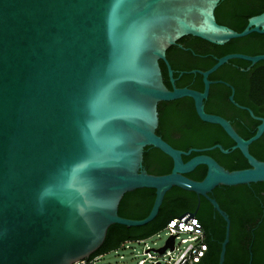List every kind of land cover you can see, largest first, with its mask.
Listing matches in <instances>:
<instances>
[{
	"label": "water",
	"instance_id": "95a60500",
	"mask_svg": "<svg viewBox=\"0 0 264 264\" xmlns=\"http://www.w3.org/2000/svg\"><path fill=\"white\" fill-rule=\"evenodd\" d=\"M218 1L0 0V264H70L87 257L109 224L149 221L171 186L194 192L196 206L203 196L223 219L216 264L222 263L229 219L208 193L216 185L264 182V160L248 151L264 117L235 102L228 82L207 74L232 57L247 60L240 70L248 69L264 53L227 52L205 69L176 70L199 73L200 90L175 86L165 58L184 35L222 44L264 33V10L234 30L215 20ZM213 82L229 86V101L258 120L251 135L242 137L227 118L204 110ZM181 96L191 98L199 119L221 127L233 141L229 148L181 149L155 132L157 102ZM145 145L170 157L168 172L142 167ZM213 147L222 153L237 148L247 166L227 169L204 152L181 158ZM197 164L205 166L203 176H186ZM138 187L154 189L147 213L118 215L121 195Z\"/></svg>",
	"mask_w": 264,
	"mask_h": 264
},
{
	"label": "trees",
	"instance_id": "16d2710c",
	"mask_svg": "<svg viewBox=\"0 0 264 264\" xmlns=\"http://www.w3.org/2000/svg\"><path fill=\"white\" fill-rule=\"evenodd\" d=\"M264 10V0H219L213 9L215 20L234 30H240L249 15ZM186 47V48H185ZM227 52H243L247 54L264 53V33L251 31L239 37L228 39L222 44H214L202 38L184 35L176 40V44L168 46L165 58L173 69L175 85H187L195 89L202 88L199 73L176 70L190 68L205 69L214 61V57ZM162 80L167 87L170 83L166 67L162 60L158 61ZM247 60L232 57L207 74L209 79H221L233 87L232 97L238 104L245 105L251 111L264 117V59L255 61L248 69ZM229 86L223 82H213L208 86L207 97L203 108L207 112L219 114L227 118L235 131L242 137L252 134L258 123L246 109L240 108L227 98ZM157 125L155 132L174 147L187 149L189 146L219 143L228 147L233 141L216 123L202 121L194 111L190 97L181 96L171 100H160L156 104ZM176 133V137L173 136ZM248 151L258 159L264 160V130L248 144ZM181 155L182 160L195 154ZM204 153L212 156L227 169L247 166L245 158L237 148L222 153L213 147ZM142 167L151 173H165L171 167V159L153 146L145 145L142 151ZM205 172L203 164L195 165L185 175L200 179ZM224 210L229 219L228 239L225 243L221 264H264V218L259 221V198L264 201V182L255 181L247 184L216 185L208 193ZM154 196L151 187H138L125 191L117 204V214L124 217L140 218L144 216ZM199 211L194 215L201 225L206 248L196 264H216L220 241L223 238L224 221L219 214L213 212L209 202L199 196ZM196 205L194 192L171 186L161 199L156 214L140 225L125 226L111 223L107 226L103 241L94 253L106 251L116 246L124 238L145 237L161 229L168 218L177 216ZM212 213L214 216L212 217Z\"/></svg>",
	"mask_w": 264,
	"mask_h": 264
},
{
	"label": "built area",
	"instance_id": "2783aa9c",
	"mask_svg": "<svg viewBox=\"0 0 264 264\" xmlns=\"http://www.w3.org/2000/svg\"><path fill=\"white\" fill-rule=\"evenodd\" d=\"M159 230H164L166 234L163 243L157 247L145 246L141 251L142 254H145L151 260V264H196L206 248L201 225L194 215L190 216L184 213L170 217ZM170 235L173 236L171 247L166 244V240ZM142 240H144V237L124 238L116 246L108 250L116 252L120 247L129 248L132 242L138 243ZM164 244H166L164 249L159 251L158 248ZM106 251L93 252L87 257L72 261L70 264H106V262L99 259ZM137 261L142 263L144 257L139 258ZM119 264L124 263L121 261Z\"/></svg>",
	"mask_w": 264,
	"mask_h": 264
},
{
	"label": "rangeland",
	"instance_id": "374dc122",
	"mask_svg": "<svg viewBox=\"0 0 264 264\" xmlns=\"http://www.w3.org/2000/svg\"><path fill=\"white\" fill-rule=\"evenodd\" d=\"M165 236L166 234L164 230H158L148 236H145L144 240L141 242H132L129 248L120 247L116 252H113V250H107L100 256L99 259L106 262V264H119L121 261L124 264H151V260L148 259L145 254H142L141 251L145 246L157 247L161 245ZM152 254H154V252H152ZM157 256L160 257L159 255ZM141 257H144V261L142 263H138L137 260Z\"/></svg>",
	"mask_w": 264,
	"mask_h": 264
},
{
	"label": "flooded vegetation",
	"instance_id": "af4514ba",
	"mask_svg": "<svg viewBox=\"0 0 264 264\" xmlns=\"http://www.w3.org/2000/svg\"><path fill=\"white\" fill-rule=\"evenodd\" d=\"M186 48V47H185ZM173 73V72H172ZM172 76H173V74H172ZM173 77H175L176 78V76H173ZM175 80V79H174ZM175 86H187V85H175ZM187 87H190V86H187ZM190 88H193V87H190ZM195 89V88H194ZM198 90H200V89H198ZM207 93H208V91H207ZM206 97H207V95H206ZM206 97L203 99V104H204V100L206 99ZM228 98V97H227ZM176 133H173V136L174 137H176ZM217 143V142H216ZM209 145H211V144H209ZM209 145H201V146H189V147H196V148H201V147H207V146H209ZM188 147V148H189ZM205 150H209V149H205ZM205 150H202V151H196V153H199V152H204ZM195 153V154H196ZM264 198V197H263ZM259 208H258V213L259 214H256V216H258V219H259V221L260 220H262L263 218H264V201L262 202V200L259 198ZM199 202V201H198ZM199 204V203H198ZM198 204H197V206L195 205V208L194 209H192V210H187V211H191V212H193V214L194 215H196V213L199 211V209H198ZM213 212L215 213L216 211H214L213 210ZM214 213H212L211 215H212V217L214 216ZM217 213V212H216ZM218 214V213H217Z\"/></svg>",
	"mask_w": 264,
	"mask_h": 264
}]
</instances>
